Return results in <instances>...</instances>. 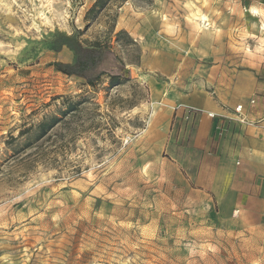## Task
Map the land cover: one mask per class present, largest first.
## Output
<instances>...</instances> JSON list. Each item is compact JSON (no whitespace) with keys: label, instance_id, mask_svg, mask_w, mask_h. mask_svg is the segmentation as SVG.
I'll return each instance as SVG.
<instances>
[{"label":"rangeland","instance_id":"obj_1","mask_svg":"<svg viewBox=\"0 0 264 264\" xmlns=\"http://www.w3.org/2000/svg\"><path fill=\"white\" fill-rule=\"evenodd\" d=\"M97 1L0 0V264H264L174 138L182 96L264 71V0ZM60 36L109 46L94 86Z\"/></svg>","mask_w":264,"mask_h":264},{"label":"crops","instance_id":"obj_2","mask_svg":"<svg viewBox=\"0 0 264 264\" xmlns=\"http://www.w3.org/2000/svg\"><path fill=\"white\" fill-rule=\"evenodd\" d=\"M263 72H235L213 92L199 89L182 96L174 138L176 149L190 153L192 184L213 196L220 216L238 217L264 233ZM239 105L252 124L236 121ZM159 121L171 126L169 118Z\"/></svg>","mask_w":264,"mask_h":264},{"label":"trees","instance_id":"obj_3","mask_svg":"<svg viewBox=\"0 0 264 264\" xmlns=\"http://www.w3.org/2000/svg\"><path fill=\"white\" fill-rule=\"evenodd\" d=\"M104 1H97L88 15L102 7ZM122 34L119 33V36ZM87 44L88 46L85 47L82 41L76 40V37L60 36L52 43L51 48L55 51H61L65 46L71 48L76 55L75 63L57 65L58 70L67 75L83 77L89 86H94L105 75L102 67L106 65V62H110V51L108 52V45L99 41ZM111 78L113 83L119 80L117 76H111Z\"/></svg>","mask_w":264,"mask_h":264},{"label":"built area","instance_id":"obj_4","mask_svg":"<svg viewBox=\"0 0 264 264\" xmlns=\"http://www.w3.org/2000/svg\"><path fill=\"white\" fill-rule=\"evenodd\" d=\"M252 103H255V101L253 100ZM210 116L215 117L216 115L210 114ZM235 117L236 121L240 124H252V122L248 120L247 115L245 114L243 105H239L235 108Z\"/></svg>","mask_w":264,"mask_h":264}]
</instances>
